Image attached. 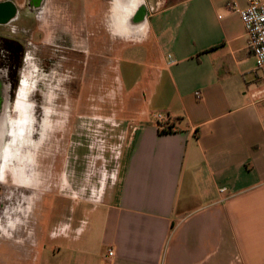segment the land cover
<instances>
[{
  "label": "crops",
  "instance_id": "crops-1",
  "mask_svg": "<svg viewBox=\"0 0 264 264\" xmlns=\"http://www.w3.org/2000/svg\"><path fill=\"white\" fill-rule=\"evenodd\" d=\"M80 1L86 32L96 17L108 25L110 10L116 33L133 29L122 41L133 48L117 42V76L141 108L120 179L94 209L101 227L75 249L82 258L70 262L67 243L82 231L70 223L75 236L58 237L59 248L37 244L35 259L5 247L7 264H93L97 245L105 252L95 264H264V77L226 6L246 0H140L131 23L129 0ZM159 113L171 132L161 133Z\"/></svg>",
  "mask_w": 264,
  "mask_h": 264
},
{
  "label": "rangeland",
  "instance_id": "rangeland-1",
  "mask_svg": "<svg viewBox=\"0 0 264 264\" xmlns=\"http://www.w3.org/2000/svg\"><path fill=\"white\" fill-rule=\"evenodd\" d=\"M4 1L12 2L17 17L22 14L26 22L20 27L18 21L11 22V28L0 34V54L5 55L11 46L18 50L13 53L24 59L16 75L17 85L4 89L5 97L12 99L8 117L13 141L6 158L11 164L0 168V264L9 259L5 247H15L13 258L28 260L41 252L36 246L41 242L59 248L62 241L58 237L75 236L68 231L70 223L75 230H82L74 242L65 241L72 249V262L75 257L82 258L75 249L83 247L89 231L101 227L103 209H94L120 179L134 117L141 108L133 92L120 86L117 76L119 37L121 46L133 48L134 44L124 43L123 38L130 36L125 28L118 32L121 36L116 33L111 10L108 25L106 15L101 25L96 17L98 25L86 32L84 24L80 25V0H67L73 5L70 10L65 6V11L56 10L47 0L36 16L28 12L26 0L0 3ZM155 3L147 0L149 8ZM60 15L63 19L58 20ZM101 33L109 36L105 44L99 40ZM59 35L62 38L58 39ZM79 50H84L83 56H78ZM127 77L132 79L133 74ZM22 155H26L22 160L29 165V176L35 177L23 189L15 179ZM96 249L100 251L91 256L93 264L105 252L98 245Z\"/></svg>",
  "mask_w": 264,
  "mask_h": 264
},
{
  "label": "flooded vegetation",
  "instance_id": "flooded-vegetation-1",
  "mask_svg": "<svg viewBox=\"0 0 264 264\" xmlns=\"http://www.w3.org/2000/svg\"><path fill=\"white\" fill-rule=\"evenodd\" d=\"M45 1L47 0H26L24 5L28 8V12H33V14L36 16L35 12H38L39 14V11L43 8ZM24 5L23 7L20 6V8H24ZM17 16H18V9L14 7V4L12 2L4 1L0 3V34L6 31L8 27L11 28L12 25H9L11 24V22L18 21L17 25L19 27L20 25H22L23 22H26L25 21L26 19H23L24 21H22V14L19 17ZM101 34L102 35L99 36L100 38L99 40H102L103 43L105 44L108 41L107 37L109 38V36H107L106 33H101ZM62 36L59 35L58 39L62 38ZM0 40L3 41L1 37H0ZM9 49H11L10 52H9ZM13 51H18V50H13V48H11L10 46L8 50L6 51L5 55L2 56L0 54V142L4 144L2 154L6 153L5 158H8V155L11 149L10 143L13 140L10 139V136L12 135V132H11L12 129H11V124H9V117H8L9 105L12 103V99L5 97L4 89L9 88L11 90V88L14 85H17L19 80H18V77H16V75H17V72H19L21 63H24V59L20 58V56L17 55L16 53H13ZM69 51H70L69 54L71 55L72 50H69ZM75 52L76 51L73 50V54H75ZM77 53L79 57L83 56L82 54H84V50H79L77 51ZM87 59L89 60L90 56L87 57ZM88 60L85 61L86 65H87ZM99 64H101V61ZM3 134L4 136L2 138ZM6 139H7V142H6ZM2 160L0 163V168L3 162ZM6 163L8 162L6 161Z\"/></svg>",
  "mask_w": 264,
  "mask_h": 264
},
{
  "label": "built area",
  "instance_id": "built-area-1",
  "mask_svg": "<svg viewBox=\"0 0 264 264\" xmlns=\"http://www.w3.org/2000/svg\"><path fill=\"white\" fill-rule=\"evenodd\" d=\"M226 6L230 11L239 14L247 34L248 47L255 59V66L264 77V0H246V6L243 8L236 2H229ZM169 63H174L171 56ZM196 97L200 98V94L196 93ZM170 118L161 113L156 116L157 125L161 130L167 129L166 125ZM226 191L227 189H222L221 193L224 194ZM108 257H114L113 249L108 250Z\"/></svg>",
  "mask_w": 264,
  "mask_h": 264
},
{
  "label": "bare ground",
  "instance_id": "bare-ground-1",
  "mask_svg": "<svg viewBox=\"0 0 264 264\" xmlns=\"http://www.w3.org/2000/svg\"><path fill=\"white\" fill-rule=\"evenodd\" d=\"M124 1L123 0H121V3H123ZM139 2H140V0H129V2H128V5H131V8L130 9H133V11H132V13L129 15V20H128V22H130L131 21V16H133L134 15V12L136 11V9H137V7L138 6H140L139 5ZM123 4H125V3H123ZM135 9V10H134ZM123 11V10H122ZM131 23V22H130ZM126 30H131V31H133V29H131V27L130 26H128V29H126ZM129 35V34H128ZM25 81V80H24ZM25 85V84H24ZM3 136H4V134L2 135V138H3ZM2 138H1V140H2ZM3 147H4V144L2 143V142H0V163H1V160L3 161L2 162V165H1V169H5V167H9L10 166V162L8 161V163H6V161H5V156H6V153H3L2 154V151H3ZM28 149V148H27ZM33 151V150H32ZM30 154V153H29ZM25 156V158H26V155H22V156H19L20 158H19V163L17 162V165H16V171H19V174H16V178L15 179H18L19 180V184H20V188H27L26 186H27V184L28 183H30V181H32L33 180V177H30L29 176V167H27V166H29L28 164H25L24 162H23V157ZM32 159V158H31ZM28 160V158L26 159V161ZM35 167V166H34ZM31 168H33V166H31ZM12 169H14V168H12ZM20 171H22V172H20ZM33 171V170H32ZM1 173V176H2V172H0ZM35 178V177H34ZM18 180H16V181H18ZM30 186H32V184L30 185ZM39 187V186H38ZM24 196V195H23ZM22 211V210H21ZM20 211V212H21Z\"/></svg>",
  "mask_w": 264,
  "mask_h": 264
},
{
  "label": "trees",
  "instance_id": "trees-1",
  "mask_svg": "<svg viewBox=\"0 0 264 264\" xmlns=\"http://www.w3.org/2000/svg\"><path fill=\"white\" fill-rule=\"evenodd\" d=\"M169 132H171L170 129L169 130H167V129H162L161 130V133H163V134H166V133H169Z\"/></svg>",
  "mask_w": 264,
  "mask_h": 264
}]
</instances>
